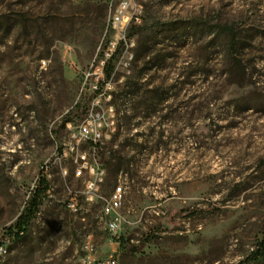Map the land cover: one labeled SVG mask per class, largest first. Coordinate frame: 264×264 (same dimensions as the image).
Masks as SVG:
<instances>
[{"label": "rangeland", "instance_id": "rangeland-1", "mask_svg": "<svg viewBox=\"0 0 264 264\" xmlns=\"http://www.w3.org/2000/svg\"><path fill=\"white\" fill-rule=\"evenodd\" d=\"M120 1L0 0V230L48 182L6 264H239L264 238V0H130L103 83Z\"/></svg>", "mask_w": 264, "mask_h": 264}, {"label": "built area", "instance_id": "built-area-1", "mask_svg": "<svg viewBox=\"0 0 264 264\" xmlns=\"http://www.w3.org/2000/svg\"><path fill=\"white\" fill-rule=\"evenodd\" d=\"M142 23V8L140 5L132 4L130 0H121L113 9L111 17L108 21L107 30L112 32V36L106 41L104 48L101 50L103 59L98 62L97 71H103L105 63L111 59L115 51L119 47H124L128 54L129 49L134 47V42L126 39V32L129 27L140 26ZM129 58L132 54L129 53ZM95 91H98V86H93ZM112 112V107H110ZM95 116H98L96 114ZM102 124L93 125L90 121L80 127L79 134L81 137L88 139L94 143L99 142L103 137ZM110 138V136H109ZM120 206V188L113 194L107 203V209L115 210ZM70 208L73 205H69ZM23 232H18L15 229H1L0 230V264H6L7 258L11 253V243L15 237H20ZM90 250V248H87ZM79 264H117L112 259L93 260L90 257L80 259Z\"/></svg>", "mask_w": 264, "mask_h": 264}, {"label": "trees", "instance_id": "trees-1", "mask_svg": "<svg viewBox=\"0 0 264 264\" xmlns=\"http://www.w3.org/2000/svg\"><path fill=\"white\" fill-rule=\"evenodd\" d=\"M23 18H21V20H23ZM8 19H6L5 17L0 16V27L1 26H8L9 25ZM119 49V48H118ZM116 50L115 53L113 54V56L111 57V59H109L103 68V74H104V80L103 83L108 81L111 77V74L113 73L114 68L112 67V59L116 56V54L118 53L119 50ZM100 89L98 88V91ZM48 190V182L46 181V179L44 177H41L38 183V186L36 187L29 203L27 206V209L25 211V213H23L22 215H20L16 221L15 227L14 229L18 232H23L26 229V225L28 223V221L31 219L32 214L34 213V211L38 208V205L40 204V197L42 195H44L46 193V191ZM9 231L12 230V228H7ZM22 237V235H21ZM21 237H15L17 239H21ZM19 239V240H20ZM239 264H264V238L263 240L258 244V247L252 251L244 261H242Z\"/></svg>", "mask_w": 264, "mask_h": 264}]
</instances>
